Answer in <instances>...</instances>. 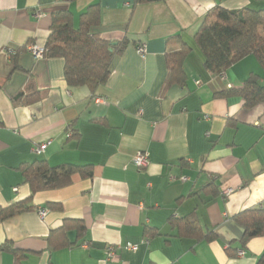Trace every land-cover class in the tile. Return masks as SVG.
<instances>
[{"label":"crops","instance_id":"0c3cea01","mask_svg":"<svg viewBox=\"0 0 264 264\" xmlns=\"http://www.w3.org/2000/svg\"><path fill=\"white\" fill-rule=\"evenodd\" d=\"M93 3L101 6V37L127 42L94 94L67 84L63 58L28 50L45 46L55 12L71 11L77 26ZM216 3L0 0V206L31 195L20 168L26 162L93 169L91 177L75 173L66 187L36 192L33 209L0 222V246L20 250L19 264H264V236L243 247L244 228L235 220L264 208V103L246 108L240 96L223 94L264 71L254 55L224 76L206 68L196 34ZM219 4L261 8L264 0ZM183 44L185 81L167 86V54ZM31 81L42 97L16 104L14 97L33 91ZM44 142L45 152L36 154ZM140 151L149 153L142 168L133 163ZM39 208L49 210L45 217ZM171 218L215 238L179 237ZM64 224L75 245L51 250L48 237ZM76 224L84 226L80 234ZM130 244L139 247L107 259L110 245ZM0 264H16L13 252L0 251Z\"/></svg>","mask_w":264,"mask_h":264},{"label":"trees","instance_id":"16d2710c","mask_svg":"<svg viewBox=\"0 0 264 264\" xmlns=\"http://www.w3.org/2000/svg\"><path fill=\"white\" fill-rule=\"evenodd\" d=\"M166 0H134V4L161 2ZM196 34V41L204 54L207 69L217 74L225 73L232 65L248 55H254L264 70V5L261 8L243 7L228 9L216 0ZM261 1V0H256ZM102 26L101 6L90 4L80 15L76 26L73 14L69 10L55 12L52 15L50 34L45 44L43 57H60L65 62V80L71 87H87L94 94L106 83L111 74L113 58L124 51L127 42H112L100 35ZM187 45L182 49L167 54L168 73L165 84L185 81L184 60ZM15 55L12 61L15 63ZM28 90L13 98L16 104H29L42 97L34 82H30ZM31 94V95H30ZM235 94L244 101V107L264 103V78L251 73L241 87L232 88L223 93ZM24 180L31 187V195L6 207L0 206V222L17 214L33 209V196L36 192L66 187L72 182V175L79 173L83 177H91V165L67 164L52 167L46 160L37 159L20 166ZM235 220L244 228L241 245L245 247L252 238L264 236V208L245 210L235 216ZM171 225L178 229V236H191L214 239L215 234L204 232L197 226H189L181 219L171 218ZM70 226L64 224L48 237L51 250H59L75 245L67 234ZM75 229L81 233L84 226L76 224ZM80 236V235H79ZM10 250L19 264L21 251L11 242L0 246V251Z\"/></svg>","mask_w":264,"mask_h":264},{"label":"built area","instance_id":"2783aa9c","mask_svg":"<svg viewBox=\"0 0 264 264\" xmlns=\"http://www.w3.org/2000/svg\"><path fill=\"white\" fill-rule=\"evenodd\" d=\"M36 17H40L41 16V12H36L35 13ZM28 50L35 56V57H42L43 56V52H44V48L37 46L35 44H29L28 46ZM145 45L140 44L137 46V51L139 52V54H144L145 53ZM221 75H225V73H221ZM98 102H105V98H98ZM69 134H71L69 132ZM47 143L48 142H44L39 144L38 146H35L34 151L36 154L41 155L45 152L46 148H47ZM133 163L138 166L139 168L145 167L149 164V153L148 152H138L134 158H133ZM182 181H186L187 178L186 177H181L180 178ZM17 187L14 188L15 191H17ZM231 191L230 190H226L224 191V194L228 195ZM48 209L47 208H39L38 212L39 215L41 217H45L48 213ZM138 245H134V244H130V245H110L107 248V259L111 260L113 258H115L117 256V250L118 249H126L129 251H134L136 249H138ZM238 255L243 256L244 255V251H239Z\"/></svg>","mask_w":264,"mask_h":264},{"label":"rangeland","instance_id":"374dc122","mask_svg":"<svg viewBox=\"0 0 264 264\" xmlns=\"http://www.w3.org/2000/svg\"><path fill=\"white\" fill-rule=\"evenodd\" d=\"M264 71V70H263ZM264 78V76H262Z\"/></svg>","mask_w":264,"mask_h":264}]
</instances>
